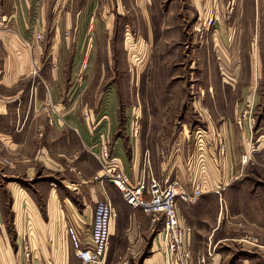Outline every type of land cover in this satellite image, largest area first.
Listing matches in <instances>:
<instances>
[{"label": "rangeland", "instance_id": "374dc122", "mask_svg": "<svg viewBox=\"0 0 264 264\" xmlns=\"http://www.w3.org/2000/svg\"><path fill=\"white\" fill-rule=\"evenodd\" d=\"M141 2L60 0L61 11L65 6L95 12L88 17L93 22L91 25L90 20L92 31L85 45L74 51L80 62L73 88L81 94L79 103L89 107L117 104L122 127L133 120L138 122L140 133L131 134L143 154L150 149L158 158L170 142L172 158L180 155L183 160L185 173L179 178L183 182H192L201 161L204 170L208 171L211 163L219 171V154H228L225 137L231 130L240 132L245 145H235L244 149L239 156L241 167L233 163L231 153L226 163L236 172H231L227 180L220 176L221 181L237 188L229 192V187L219 195L225 202L220 230L228 239L218 243L207 239L206 245L216 244L214 250L223 255L221 264H264V0ZM221 144H226L224 152ZM248 152L251 159L243 172V155ZM20 157L17 149L11 150L0 141V219L5 222L0 233L6 230L17 249L24 238L29 240L27 233L31 231L25 234L19 228V241L16 239V226L20 224L16 223L10 187L18 183L48 184L51 180L37 174L27 181L25 167L17 161ZM115 202L126 214L128 203L117 189ZM132 208L140 213V217L136 214L129 220L128 231L134 237L128 235L121 255H114L110 245L106 264H161L158 236L165 226L164 216ZM18 211V217L27 219L29 229L30 219L25 217L28 212ZM41 211L50 218L45 203ZM206 227L205 234L212 231L210 222Z\"/></svg>", "mask_w": 264, "mask_h": 264}, {"label": "crops", "instance_id": "0c3cea01", "mask_svg": "<svg viewBox=\"0 0 264 264\" xmlns=\"http://www.w3.org/2000/svg\"><path fill=\"white\" fill-rule=\"evenodd\" d=\"M53 1L0 0V141L21 153L17 161L25 167L23 174L27 181L37 174L51 179L48 184L18 183L10 187L16 223L20 224L16 226V239L19 241L21 230L25 234L27 230L31 231L27 234L35 249L34 264H82L68 240L67 226L75 224L82 232L89 233L98 200H111L117 212L111 226L114 255L122 254L128 235L134 237L128 231L129 220L136 214L140 217L129 204H125L127 213H123L121 204L115 202L118 188L110 180L103 179L101 151L104 143H109L111 154L119 160L134 184L151 174L162 181L173 177L179 180L185 168L180 155L177 159L172 158L170 142L160 150L158 158L151 155L150 149L143 154L137 138L134 142L132 137L131 121L123 127L119 124L117 104L89 107L79 103L81 94L73 90L78 63L74 51L85 45L93 22V18L88 17L95 12H88L86 8L74 11L65 6L61 11L58 8L60 0L56 4ZM139 1L142 4L144 0ZM100 26L98 23V31ZM40 35L44 39H40ZM83 93L87 94L85 89ZM88 110L91 113L89 120L84 114ZM140 130L138 127L136 136ZM225 138L227 155L232 153L233 163L239 164L240 168V151L244 149L237 148L235 142L245 145V140L240 132L233 130ZM129 145L132 146L130 152ZM217 145L216 137V149ZM227 155L219 154L220 172L210 163L212 170L209 167L203 177L200 199L194 204L180 202V213L192 230V258L188 264H221L223 260L222 253L214 250L216 244L213 247L210 242L208 246L206 244L207 239H215L217 243L228 239L227 234L222 235L226 232L221 231L225 202L220 201V196L229 187V192L237 188L220 179L221 176L227 180L231 172H236L232 171V166L228 167ZM249 163H243V172ZM180 182L189 192L193 191L191 181ZM41 203H45L50 218L43 215ZM17 208L28 212L25 217L30 219L29 229L27 219L23 221V216H17ZM209 222L212 231H206V237L204 231ZM2 223L5 224L0 219V226ZM11 239V235L2 230L0 264H24L23 243L17 249ZM158 240L162 251L160 260L164 262L162 231ZM163 262L161 264H167V261ZM100 264H106V261Z\"/></svg>", "mask_w": 264, "mask_h": 264}, {"label": "built area", "instance_id": "2783aa9c", "mask_svg": "<svg viewBox=\"0 0 264 264\" xmlns=\"http://www.w3.org/2000/svg\"><path fill=\"white\" fill-rule=\"evenodd\" d=\"M84 66H87L86 62ZM84 114L89 120L90 110ZM244 116L247 117V112ZM239 124L242 126V117ZM132 126L134 132H138V122L133 120ZM221 146L224 152L226 144H221ZM101 155L104 162L103 179L112 181L129 205L143 210L148 215L161 214L164 216L165 226L162 230V240L167 264H188L192 258V230L184 222L179 205L180 202L194 204L202 196L203 177L206 176L202 161L199 172L194 173L193 191L189 192L179 180L162 181L153 174L149 178L138 180V183H132L119 160L111 154L107 142L102 146ZM250 159L249 152L243 155L244 163ZM116 216L117 212L111 200L101 199L94 207L89 233L82 232L75 224L67 226L68 240L82 264H100L106 261L111 245V226ZM28 241L25 238L23 240L24 264H34L33 247L30 240Z\"/></svg>", "mask_w": 264, "mask_h": 264}]
</instances>
